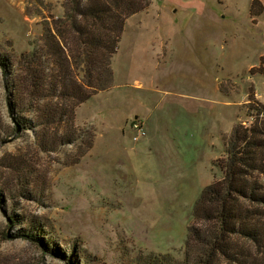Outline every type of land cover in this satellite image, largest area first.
<instances>
[{"label":"rangeland","instance_id":"rangeland-1","mask_svg":"<svg viewBox=\"0 0 264 264\" xmlns=\"http://www.w3.org/2000/svg\"><path fill=\"white\" fill-rule=\"evenodd\" d=\"M48 1L46 15L63 13ZM251 3L151 0L126 21L111 88L49 123L24 93L42 18L0 0V264H200L184 261L187 228L227 137L238 125L264 139V10ZM61 132L76 138L51 148Z\"/></svg>","mask_w":264,"mask_h":264},{"label":"trees","instance_id":"trees-1","mask_svg":"<svg viewBox=\"0 0 264 264\" xmlns=\"http://www.w3.org/2000/svg\"><path fill=\"white\" fill-rule=\"evenodd\" d=\"M150 3L151 0H63L61 15H46L48 0H29L27 13L42 18L45 38L49 39L43 43L42 52L35 45L22 55L24 80L29 87L24 93L29 95L33 110L41 113L37 117L62 123L68 115L73 118L75 108L94 94L111 88L112 58L126 21ZM31 5L35 11H30ZM263 10L261 0H252V16ZM45 56L47 63L44 59L39 64L38 58ZM0 63L4 65L2 60ZM43 89L48 90L46 105L40 103L45 99L40 98L45 94ZM14 108L12 103L13 122L26 126L27 121L17 117ZM257 132L237 125L227 137L226 154L216 160L221 176L204 187L195 203L193 223L187 228L184 261L198 253L200 264H264V139ZM67 135L70 136L55 133L51 148L76 138L74 133L70 138ZM92 145L90 137L88 148ZM257 149L262 151V164L258 163Z\"/></svg>","mask_w":264,"mask_h":264},{"label":"built area","instance_id":"built-area-1","mask_svg":"<svg viewBox=\"0 0 264 264\" xmlns=\"http://www.w3.org/2000/svg\"><path fill=\"white\" fill-rule=\"evenodd\" d=\"M131 129L133 131L132 139L134 141H138L140 138L146 136L147 134L145 122L138 117L132 120Z\"/></svg>","mask_w":264,"mask_h":264},{"label":"crops","instance_id":"crops-1","mask_svg":"<svg viewBox=\"0 0 264 264\" xmlns=\"http://www.w3.org/2000/svg\"><path fill=\"white\" fill-rule=\"evenodd\" d=\"M138 118H140V117H138ZM144 121V120H143ZM145 122V121H144ZM146 123V122H145Z\"/></svg>","mask_w":264,"mask_h":264}]
</instances>
